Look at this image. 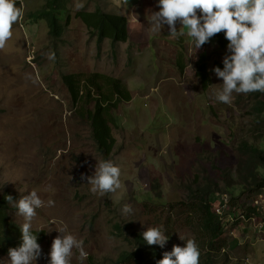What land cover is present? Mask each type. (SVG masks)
Segmentation results:
<instances>
[{
  "label": "rangeland",
  "instance_id": "1",
  "mask_svg": "<svg viewBox=\"0 0 264 264\" xmlns=\"http://www.w3.org/2000/svg\"><path fill=\"white\" fill-rule=\"evenodd\" d=\"M16 2L23 4L24 18L0 50V197L9 193L15 203L36 190L45 202H55L37 209L32 229L44 230L46 238L33 264H49L52 241L62 228L84 241L83 264H112L133 249L128 238L148 227L163 226L170 252L194 238L205 253L209 237L201 229L202 196L222 213L225 230L212 263L264 264V227L257 213L264 212V188L253 196L242 193L237 181L246 159L244 142L264 150V114L256 109L264 93H234L232 104H224L211 98L222 79L211 73L204 90L197 76L201 57L211 71L228 49L221 51L211 39L198 50L187 29L175 38L167 25L159 34L150 33L148 18L160 10L158 0H70L69 24L60 38L29 17L45 0ZM95 7L127 19V42L105 40L98 49L96 37L77 16ZM50 53L54 60L48 59ZM63 73L104 74L131 91V101L115 112L109 156L98 150L90 125L75 110ZM105 158L121 169L122 187L101 196L90 191L86 177ZM260 174L264 177V168ZM49 185L54 191L46 190ZM206 187L218 190L209 194ZM198 190L202 196L195 198ZM255 203L260 205L255 221L241 217L253 212L249 208ZM12 216L22 226L17 208ZM73 251L72 264H81ZM9 260L8 254L2 256L0 264Z\"/></svg>",
  "mask_w": 264,
  "mask_h": 264
},
{
  "label": "clouds",
  "instance_id": "2",
  "mask_svg": "<svg viewBox=\"0 0 264 264\" xmlns=\"http://www.w3.org/2000/svg\"><path fill=\"white\" fill-rule=\"evenodd\" d=\"M157 7L160 10L152 12L148 18L149 32L152 34H159L167 25L170 36L175 38L185 35L184 29H187L186 34L193 38L198 50L222 32L229 41L227 49L230 54L223 59V70L220 67L213 69L223 83L218 84L221 87L212 93L211 98L231 105L234 93H264V0H158ZM24 14L22 3L18 7L16 0H0V50H4L13 38L15 26L21 23ZM178 23L182 26L179 31L176 27ZM48 59L54 60L55 54L50 53ZM120 177L121 169L113 161L100 160L94 175L86 179L90 191L103 196L121 189ZM46 190L54 191L51 185ZM6 199L9 204H13L12 196L9 195ZM54 204L51 199L47 202L42 200L36 190L15 201L14 206L18 209V215L24 218V223L20 227L22 244L8 251L10 264H33L41 257L42 249L37 236L33 234L32 224L37 217V209L52 207ZM253 207L257 209L260 205L255 203ZM124 211L130 212V206L125 205ZM261 212L263 214L257 212L261 215L258 224L264 227V212ZM257 213L253 211L241 217L255 221L253 217ZM57 231L61 235L52 241L49 264H72L74 249L79 252L78 260L83 264L87 258L84 241L64 228ZM142 235L149 246L158 245L161 248L169 239L163 226L148 227ZM180 239L185 241L183 236ZM200 257L198 243L194 238H188L186 246L174 245L171 252L163 253V259L157 264H200Z\"/></svg>",
  "mask_w": 264,
  "mask_h": 264
},
{
  "label": "trees",
  "instance_id": "3",
  "mask_svg": "<svg viewBox=\"0 0 264 264\" xmlns=\"http://www.w3.org/2000/svg\"><path fill=\"white\" fill-rule=\"evenodd\" d=\"M69 1L45 0L44 5L29 17L31 20L46 23L50 36L60 38L64 26L68 25L70 20L67 8ZM77 16L89 30L90 35L96 37L98 49L105 40H109L112 44L129 40L128 22L121 15L108 14L101 8L95 7L92 11H81ZM212 40L218 49L227 50L229 41L223 32L217 34ZM207 65V59L202 57L196 64L197 76L204 90L210 84V76L214 72L213 70L208 71ZM215 67H220L223 70V62H215ZM180 68L183 70V65H180ZM61 79L72 98L75 110L90 125L91 136L98 150L105 157L109 156L115 146V138L112 134V129L116 125L115 112L121 104L132 99L131 92L121 80L100 73H63ZM255 93L258 96L263 95L260 92ZM258 105L260 106L256 108L257 112L263 115L264 103L259 101ZM242 148L246 159L242 163L241 169L238 170L237 181L243 188L242 193L254 194L264 188V177H261L260 174V168H264V150L246 141ZM107 159L105 158V160ZM212 190L210 187L204 188V191L209 194L218 189ZM9 195L12 196L5 193L0 197V257L7 255L10 248H18L22 244L21 225L12 216V211H15L16 207L14 202L9 204L6 199ZM198 196H202L200 190L195 193V198ZM12 197L14 201L15 197ZM206 197H200L203 204L199 209L203 215L201 229L209 237V240L206 247L207 252L201 253L205 256V261L200 264H213L211 253L217 248L216 244L220 248L223 246L224 243L220 244V241L225 230L222 215L214 210L213 204L206 200ZM233 198L237 199V197ZM249 210L257 211L256 208H249ZM248 217L250 216L248 215ZM32 231L37 236V242L41 244L46 238L45 231L38 229H32ZM142 234L143 232L135 231L134 235L128 238L133 249L124 250L112 264H157L159 260L163 259L164 252H170L167 243L163 248L158 245L149 246ZM90 264L102 263L91 260Z\"/></svg>",
  "mask_w": 264,
  "mask_h": 264
}]
</instances>
